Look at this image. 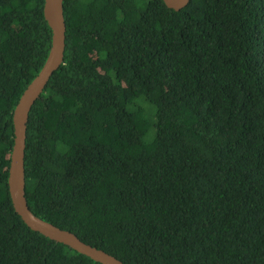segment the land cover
Here are the masks:
<instances>
[{
  "label": "trees",
  "instance_id": "16d2710c",
  "mask_svg": "<svg viewBox=\"0 0 264 264\" xmlns=\"http://www.w3.org/2000/svg\"><path fill=\"white\" fill-rule=\"evenodd\" d=\"M45 0H0V264H99L31 230L14 110L52 46ZM33 105L26 199L125 264H264V0H64Z\"/></svg>",
  "mask_w": 264,
  "mask_h": 264
},
{
  "label": "water",
  "instance_id": "95a60500",
  "mask_svg": "<svg viewBox=\"0 0 264 264\" xmlns=\"http://www.w3.org/2000/svg\"><path fill=\"white\" fill-rule=\"evenodd\" d=\"M163 1L167 7L177 11L183 9L190 2V0ZM63 3L64 0H45L44 16L52 30V46L43 68L29 84L13 113L15 139L9 169V192L15 211L31 230L39 232L57 243L66 245L99 264H125L107 252L84 243L74 233L40 219L32 213L26 199L24 158L27 122L33 105L40 99L54 72L64 62L66 22Z\"/></svg>",
  "mask_w": 264,
  "mask_h": 264
}]
</instances>
